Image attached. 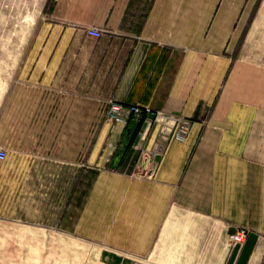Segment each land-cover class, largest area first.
Here are the masks:
<instances>
[{"label": "crops", "instance_id": "0c3cea01", "mask_svg": "<svg viewBox=\"0 0 264 264\" xmlns=\"http://www.w3.org/2000/svg\"><path fill=\"white\" fill-rule=\"evenodd\" d=\"M256 4L45 2V46L10 91L16 128L31 105L45 117V221L98 242L104 264H264V62L239 53ZM107 98L190 122L175 138L151 114L102 119Z\"/></svg>", "mask_w": 264, "mask_h": 264}, {"label": "rangeland", "instance_id": "374dc122", "mask_svg": "<svg viewBox=\"0 0 264 264\" xmlns=\"http://www.w3.org/2000/svg\"><path fill=\"white\" fill-rule=\"evenodd\" d=\"M46 1L0 0V146L7 151L0 160V264H104L98 242L45 221L57 201L56 184L45 181V117L32 105L22 128L11 117L10 91L32 57L28 48L45 46ZM239 53L264 62V0L245 25Z\"/></svg>", "mask_w": 264, "mask_h": 264}, {"label": "built area", "instance_id": "2783aa9c", "mask_svg": "<svg viewBox=\"0 0 264 264\" xmlns=\"http://www.w3.org/2000/svg\"><path fill=\"white\" fill-rule=\"evenodd\" d=\"M86 32L99 36L102 32L101 28L95 25L85 26ZM149 114L154 118L164 119V122L173 124L172 137L182 138L184 137L185 131L189 125L190 120L180 115L171 114L168 112H162L159 110H153L150 106L132 103L124 104L123 102L107 98L100 106L99 118L106 119L109 121H115L125 124L130 116L135 121H142ZM156 147V146H155ZM7 151L4 147L0 146V160L6 158ZM247 234V228L243 225H237L235 230L229 233V238L234 242H242ZM107 264H148L146 257L135 256L132 261L120 260L118 262H111Z\"/></svg>", "mask_w": 264, "mask_h": 264}]
</instances>
